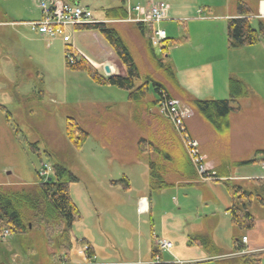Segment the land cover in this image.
Here are the masks:
<instances>
[{
  "label": "crops",
  "instance_id": "1",
  "mask_svg": "<svg viewBox=\"0 0 264 264\" xmlns=\"http://www.w3.org/2000/svg\"><path fill=\"white\" fill-rule=\"evenodd\" d=\"M63 1L77 2V0ZM152 1L154 0H112V5L103 8L101 18L94 17L101 22H108L117 32L118 28L132 32L138 29L147 61L145 67L148 73L145 75L140 73L136 59L120 36L136 63L141 77L135 84L139 85L145 79H148L149 86L154 83L162 84L170 96L184 103L190 111V115L185 119L188 133L198 140L207 166L215 173L216 179L210 181L200 179L176 131L154 110H148L149 103H146L145 99L140 103L130 101L126 92L129 109L133 112V116L136 119L140 118L141 121L146 117L151 119L148 125L144 122L143 135L140 137L147 139V142L141 143L147 147V150H139L140 138L132 144L125 143L121 146L123 149L128 146L137 149V154L139 151L143 186L141 193L136 196L135 205L143 202L141 213L144 215L143 223L147 224L149 235L143 237L144 244L136 248L133 259L120 261L144 264L153 257L155 238H164L172 242L170 248L160 252V258L164 261L181 259L191 261L192 264H217V260L222 258L257 254L259 264H264V212H260L259 215H254L252 212L253 210L263 211L264 207L255 200L250 201L247 207L255 218V226L250 230L240 229L232 221L228 211L233 205V200L222 183L229 181L247 191H261L258 181L264 179V137L261 135L264 129V42L260 40L256 44L233 48L228 46L226 20L239 16L237 5L223 12L213 13L211 10L212 7H220V4L224 8L231 6L228 0L174 1L171 4L164 1L167 5L166 17L157 23H152L151 27L152 30L164 29L166 38L185 46L183 57L176 63L173 59L169 60L166 55L159 56L155 46L159 45L161 51V44H153L150 40V32L146 28L143 31L140 26L135 25L136 21L132 20L146 15L147 7ZM244 2L251 12L249 15L251 23L257 22V17H264V0ZM206 4L210 5L206 8L211 13L203 14L205 10L200 5L206 6ZM135 5H140V10H135ZM114 6H124L127 18L123 20L108 18L105 10ZM13 16L15 15L6 10L0 11V35L3 33V37L5 35L20 36V24L29 29L26 30L27 32L32 31L26 22L39 20L42 17L41 12L40 18L27 16L28 19L19 20ZM204 23H208V28H200ZM184 25L187 26V33L180 34L179 26ZM78 26L68 29L76 30ZM4 28L9 30L6 32ZM33 33L38 39L44 41L54 42L57 38L61 39ZM93 33L95 34L96 31L93 30ZM24 36L28 41H36L32 35L24 34ZM66 45L64 44L63 48ZM107 45L106 53H100L97 57L101 68L107 64L111 68V73L120 74L124 66ZM70 46L76 57L83 56L77 54L73 45ZM175 49H177L176 46L173 50ZM191 52L197 55L187 60ZM166 63L170 64L177 85L172 80V74L170 76L165 72ZM99 72L108 75L102 70ZM233 78L246 85L247 93L230 100L228 84ZM153 96L156 94H153L150 89L146 98L152 99ZM193 100H230L228 125L223 128L217 127L197 105L193 104ZM226 134H237L239 142L243 143V147L241 149L239 147L237 151L231 148L232 154H238L237 159L234 158L235 156H226L223 146H218L217 135ZM152 171H156L159 180L168 185L151 190L150 173ZM122 174L123 177L120 179L104 180V190H132L130 176ZM8 184L18 183L0 182V185ZM243 236L247 237L246 241H242ZM57 250L47 245V253L50 257L53 255L52 260L36 264H56L61 256L57 255ZM92 251L97 260L112 261L108 257L101 256L100 253L97 254L93 247ZM61 254L63 255V251ZM75 260H77L76 256L72 261Z\"/></svg>",
  "mask_w": 264,
  "mask_h": 264
},
{
  "label": "rangeland",
  "instance_id": "2",
  "mask_svg": "<svg viewBox=\"0 0 264 264\" xmlns=\"http://www.w3.org/2000/svg\"><path fill=\"white\" fill-rule=\"evenodd\" d=\"M155 1L162 0L152 2ZM163 1L171 4L193 0ZM244 1L250 3L252 0ZM38 2L0 0V11L6 10L19 20L28 19L27 16L40 18ZM77 2L87 5L96 18L103 16L104 7L112 5V0ZM236 2L228 0L231 6L224 8L220 4L211 10L213 13L223 12ZM200 6L205 10L203 14L211 13L206 8L210 7L209 4ZM252 26L257 28V22L252 21ZM179 27L180 34L187 33L186 25ZM200 28H208V23ZM3 30L7 32L9 29ZM20 30V36L0 35V182L33 183L51 176L53 165H61L77 179L69 184L70 196L80 212V218L72 224V253L79 247L78 241L84 240L97 254L112 261L133 259L136 248L144 244L143 237L149 235L148 226L143 223L144 215L135 205L143 186L142 162L137 149L129 146L123 149L121 146L138 140L143 135L144 122L148 125L151 119L146 117L141 121L133 116L124 89L97 84L84 71L67 68L64 64L65 43L61 39L57 38L53 43L38 39L22 24ZM68 32L71 40L66 44L73 45L77 54L87 57L98 71L105 73L104 66L101 68L97 59L100 53H106L107 43L101 35L87 29H68ZM117 33L130 48L140 73H148L138 29L132 32L118 28ZM24 34L32 35L36 41H28ZM260 40L264 42L263 37ZM175 46L177 49L173 50ZM184 48L183 44L174 42L162 53L160 46H155L159 56L166 55L176 63L183 57ZM196 55L189 53L187 60ZM122 68L121 73L125 75ZM7 113L9 121L6 120ZM68 117L74 118L88 133L80 148H76L66 136ZM261 135L264 137V129ZM217 137L218 146H223L226 156L237 159L238 154H232L231 148L237 151L243 147L238 135ZM44 169L46 174L41 177L39 174ZM122 173L130 176L132 190H104V180L120 179ZM252 212L259 215L264 210ZM61 253L58 248L57 255ZM49 255L43 233L38 229L4 237L0 235V264H36L52 260L53 255Z\"/></svg>",
  "mask_w": 264,
  "mask_h": 264
},
{
  "label": "trees",
  "instance_id": "3",
  "mask_svg": "<svg viewBox=\"0 0 264 264\" xmlns=\"http://www.w3.org/2000/svg\"><path fill=\"white\" fill-rule=\"evenodd\" d=\"M236 5L239 16L230 17L226 20L228 46L233 48L251 45L258 43L261 37L264 39V17L256 18L258 27L254 28L249 16L251 12L245 2L237 0ZM105 14L111 19L118 18L123 20L127 18V11L124 6L108 8L105 10ZM151 24H145L142 21L135 22V25L140 26V29L143 31L146 28L150 34L152 33ZM78 29L95 30L100 33L124 66L125 75L114 73L104 75L86 57H76L75 54L74 62L69 63L66 58V52L71 49V46L68 44L64 48L65 66L72 70L84 71L97 84H111L124 89L130 101L140 103V101L145 99L146 103H149L148 110H154L173 128L172 124L161 116L156 108L162 94L167 97L172 96L167 93L165 86L162 84L154 83L149 86L148 79H145L139 85L135 84L141 78L138 68L116 29L109 25L108 22L79 25ZM162 42H165L161 46V51L164 53L169 44L173 43L174 40L165 38ZM164 66L165 72L171 76L170 64L166 63ZM172 80L177 85L173 74ZM228 88L230 100L247 93L246 85L234 78L229 80ZM150 89L156 96H153L152 99H147L146 94ZM230 100H193L192 102L217 127L223 128L228 125V116L231 110ZM6 120H10L8 113L6 114ZM87 135L88 133L80 127L74 118H67L66 136L76 148L82 146ZM142 142H147V139H139V150H147V147L141 145ZM33 145L35 149H38L36 144ZM51 171L52 175L48 177L50 178L49 180L43 178L33 183L0 185V234L5 230L9 234H22L33 229H38L42 231L45 242L49 247L59 248L63 251V255L59 256L57 261H72L76 256V254L72 253L74 245L72 224L80 218V212L70 196L69 184L77 181V179L58 164L53 165ZM156 174V171L150 173L151 190L164 188L168 185V183L160 181ZM39 175L41 177L44 176L43 174ZM222 183L233 200L232 207L228 209L232 221L242 230L253 229L255 218L248 211L247 205L250 201L255 200L259 205L264 207V179L258 181L261 188L260 192L244 190L242 187L234 185L229 181H223ZM160 252L161 250H158L155 246L152 256L156 253L160 255ZM217 264H259V258L257 254H242L219 259L217 260Z\"/></svg>",
  "mask_w": 264,
  "mask_h": 264
},
{
  "label": "built area",
  "instance_id": "4",
  "mask_svg": "<svg viewBox=\"0 0 264 264\" xmlns=\"http://www.w3.org/2000/svg\"><path fill=\"white\" fill-rule=\"evenodd\" d=\"M38 6L42 15L41 19L26 22V24L33 32L40 36H46L48 38L59 37L65 43L70 41V33L67 31L68 28L74 29L78 25L101 22L94 17L90 8L79 2L40 0ZM134 9L140 10V5H135ZM166 9L167 5L164 1L151 2L147 7L146 15L132 20L157 23L165 19ZM165 36L166 31L158 28L153 30L150 40L153 44H160ZM66 58L69 63L74 62L75 56L72 48L66 52ZM156 108L157 112L172 124L174 130L179 135L181 144L195 168L198 177L205 181L215 180V173L207 166L206 158L200 151L198 140L187 131L185 118L190 115L188 108L178 98L167 97L163 94L159 98ZM45 172L46 170L44 169L41 174H45ZM142 210L143 202H139L137 211L141 213ZM7 234L9 233L5 230L2 232L1 237ZM246 239V236L242 237V241H246ZM155 246L158 250H165L172 246V242L164 238H156ZM77 255L79 256L77 261H62L58 264H130L128 262L99 261L92 252L90 245L86 242L80 244V247L77 249ZM145 264H191V262L181 259L163 261L156 253L153 259L145 262Z\"/></svg>",
  "mask_w": 264,
  "mask_h": 264
},
{
  "label": "water",
  "instance_id": "5",
  "mask_svg": "<svg viewBox=\"0 0 264 264\" xmlns=\"http://www.w3.org/2000/svg\"><path fill=\"white\" fill-rule=\"evenodd\" d=\"M104 70H105V74H109L110 70H109V67L108 65H104ZM50 178H47V180H49Z\"/></svg>",
  "mask_w": 264,
  "mask_h": 264
}]
</instances>
